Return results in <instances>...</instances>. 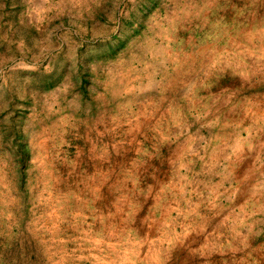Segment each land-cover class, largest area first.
<instances>
[{
    "label": "rangeland",
    "instance_id": "rangeland-1",
    "mask_svg": "<svg viewBox=\"0 0 264 264\" xmlns=\"http://www.w3.org/2000/svg\"><path fill=\"white\" fill-rule=\"evenodd\" d=\"M0 264H264V0H0Z\"/></svg>",
    "mask_w": 264,
    "mask_h": 264
},
{
    "label": "bare ground",
    "instance_id": "bare-ground-1",
    "mask_svg": "<svg viewBox=\"0 0 264 264\" xmlns=\"http://www.w3.org/2000/svg\"><path fill=\"white\" fill-rule=\"evenodd\" d=\"M257 72V71H256ZM191 76V75H190ZM186 80V79H185ZM189 81V80H188ZM163 98V97H162ZM149 232V231H148Z\"/></svg>",
    "mask_w": 264,
    "mask_h": 264
}]
</instances>
